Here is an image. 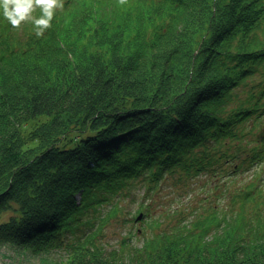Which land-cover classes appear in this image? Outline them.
Masks as SVG:
<instances>
[{
	"label": "trees",
	"instance_id": "16d2710c",
	"mask_svg": "<svg viewBox=\"0 0 264 264\" xmlns=\"http://www.w3.org/2000/svg\"><path fill=\"white\" fill-rule=\"evenodd\" d=\"M144 113L164 130L178 118L177 142L141 134ZM263 116L264 0H56L15 28L0 7V247L70 264H264ZM24 153L11 170L5 156ZM250 170L220 191L224 205L181 208L176 230L124 238L113 254L99 242L98 263L78 255L132 187L153 227L168 178L233 185Z\"/></svg>",
	"mask_w": 264,
	"mask_h": 264
},
{
	"label": "rangeland",
	"instance_id": "374dc122",
	"mask_svg": "<svg viewBox=\"0 0 264 264\" xmlns=\"http://www.w3.org/2000/svg\"><path fill=\"white\" fill-rule=\"evenodd\" d=\"M255 77L258 78V75H255ZM246 96V91H243L242 88H238L236 98L234 99L239 97L240 101H243ZM262 120H264V116L262 117ZM248 124H251V122H248ZM21 159L26 162L30 160V157L27 153H24L22 158L19 156L17 159L10 158L9 154L5 156V160L8 162L11 170H14L15 167L20 165L19 163ZM251 171L252 170L244 171L238 175V182H234L233 185L228 184L229 180H224L226 176L221 179L218 177L213 178L214 186H208L207 183L202 182L203 176L199 175L192 176L186 183L179 182V175L177 174L174 176L175 178H168L167 182L164 183L161 189L157 191L155 197V203L157 202V204H155V206L158 207V210H165L170 213V215L160 217L158 219L159 225L153 224V227L149 226L148 220L133 222V220L138 216L137 209L141 203V199H139V197L140 194H142V190L139 187H132L126 196H120L117 198V211L111 215L104 227L98 232L96 239L98 243L101 242L106 248L118 247L124 238H128L132 245L140 246L142 244L143 237H149L154 233L160 232L159 229L156 230L157 227H162L168 231L176 230L174 219L180 214V210L183 207L189 206V210L193 208V211L196 210V215H199L203 213L204 209L210 204L214 205V203L219 202L220 205H224L225 198L223 196L221 197L219 194L220 191L225 190L226 192H229L234 187H244L247 184L246 182L250 179ZM263 175L264 160L257 167V175L255 179L262 180ZM261 184H264V179L261 181ZM64 190L66 191L65 184ZM75 198L77 201H80L79 194L76 195ZM221 200H223V202ZM109 208V205L104 206L105 210ZM10 215H12L11 212L6 213L3 216V219L7 220ZM90 215L94 214L90 213L88 216ZM163 218H166L167 222L161 225L160 221ZM81 232L77 231V233ZM69 261L70 258L68 255L61 251H51L48 255L35 257L27 251L21 252L19 249L0 247V264H70Z\"/></svg>",
	"mask_w": 264,
	"mask_h": 264
},
{
	"label": "bare ground",
	"instance_id": "6f19581e",
	"mask_svg": "<svg viewBox=\"0 0 264 264\" xmlns=\"http://www.w3.org/2000/svg\"><path fill=\"white\" fill-rule=\"evenodd\" d=\"M216 93L217 94H222V91H221V88H218L216 89ZM204 101V100H202ZM136 114H132V116L134 117ZM177 117L180 116V113L177 112L176 113ZM138 118V122L134 123V125L137 126V128L142 132L141 134H145V135H154L155 137H161V135L163 136V138L166 140V141H170V140H175V142H177L178 140V127H179V119L177 118L176 122L172 121V124L170 126V128L168 130H164L163 129V126H162V122H161V118H158V117H155V116H148L147 113H144V114H139V116L137 117ZM152 125L154 127H158L159 128V133H157L155 130L153 132H149V129L152 128ZM106 157V155H103V159ZM90 163L92 162H95V159L93 160H89ZM90 166H95L93 163L90 164ZM30 168V166H27V170ZM22 176H16L15 177V180H17L18 182H15L13 183L14 180H12V178H10L7 183L8 185L6 186L7 189H9L11 186H12V183L14 184V186L11 187V189H13L14 187H16L18 184L21 183L24 184L28 178H30V174L28 172L24 173V177L22 178ZM8 179V178H7ZM21 179V180H20ZM79 185V181H76V186ZM99 194V197L100 198H103L104 200L108 201L109 199L108 198H104L100 195V193H97ZM142 196V194H140ZM155 204H157V202L155 203V201H153V204H152V209H156V216L158 217V219L160 217H164L165 215L168 214V212H166L165 210H162V209H157L158 207L155 206ZM141 205V204H140ZM139 205V206H140ZM142 214V213H141ZM157 219V220H158ZM167 219L166 218H163L160 223L161 225H163V223H166ZM159 222V220H158ZM172 224V223H171ZM159 225V223L157 224ZM51 232H53V228H51L50 230ZM98 244V241L97 239L91 235V241L89 243H84L81 247H80V254L78 255H83L84 258L83 260L85 262H91V263H98V252H97V245ZM101 249H105L106 251L110 252V253H114V250L115 248H101ZM92 253H94V257L93 255H91ZM69 257V255H68ZM142 263H146L145 260H141Z\"/></svg>",
	"mask_w": 264,
	"mask_h": 264
},
{
	"label": "clouds",
	"instance_id": "9594fccd",
	"mask_svg": "<svg viewBox=\"0 0 264 264\" xmlns=\"http://www.w3.org/2000/svg\"><path fill=\"white\" fill-rule=\"evenodd\" d=\"M40 3L41 0H0V7L3 8L5 18L15 28L19 27L20 23L26 19L33 5H39ZM50 3L55 4L56 0H50ZM49 18H51L50 14ZM43 25L48 26V22Z\"/></svg>",
	"mask_w": 264,
	"mask_h": 264
},
{
	"label": "snow or ice",
	"instance_id": "6c2138e0",
	"mask_svg": "<svg viewBox=\"0 0 264 264\" xmlns=\"http://www.w3.org/2000/svg\"><path fill=\"white\" fill-rule=\"evenodd\" d=\"M43 2H50V0H41V3Z\"/></svg>",
	"mask_w": 264,
	"mask_h": 264
},
{
	"label": "water",
	"instance_id": "95a60500",
	"mask_svg": "<svg viewBox=\"0 0 264 264\" xmlns=\"http://www.w3.org/2000/svg\"><path fill=\"white\" fill-rule=\"evenodd\" d=\"M137 217H138V220H140L141 219V214H139Z\"/></svg>",
	"mask_w": 264,
	"mask_h": 264
}]
</instances>
